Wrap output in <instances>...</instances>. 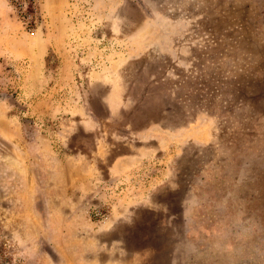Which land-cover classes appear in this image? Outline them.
Wrapping results in <instances>:
<instances>
[{
    "label": "rangeland",
    "instance_id": "rangeland-1",
    "mask_svg": "<svg viewBox=\"0 0 264 264\" xmlns=\"http://www.w3.org/2000/svg\"><path fill=\"white\" fill-rule=\"evenodd\" d=\"M0 264H264V0H0Z\"/></svg>",
    "mask_w": 264,
    "mask_h": 264
}]
</instances>
